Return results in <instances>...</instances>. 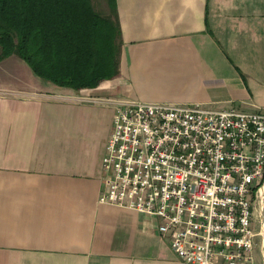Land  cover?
Returning a JSON list of instances; mask_svg holds the SVG:
<instances>
[{"label":"crops","instance_id":"obj_1","mask_svg":"<svg viewBox=\"0 0 264 264\" xmlns=\"http://www.w3.org/2000/svg\"><path fill=\"white\" fill-rule=\"evenodd\" d=\"M116 4L117 76L73 88L0 62V264H185L157 219L99 202L116 106L264 112V0Z\"/></svg>","mask_w":264,"mask_h":264},{"label":"built area","instance_id":"obj_2","mask_svg":"<svg viewBox=\"0 0 264 264\" xmlns=\"http://www.w3.org/2000/svg\"><path fill=\"white\" fill-rule=\"evenodd\" d=\"M103 168L99 202L157 219L183 263L254 264L264 112L120 102Z\"/></svg>","mask_w":264,"mask_h":264},{"label":"trees","instance_id":"obj_3","mask_svg":"<svg viewBox=\"0 0 264 264\" xmlns=\"http://www.w3.org/2000/svg\"><path fill=\"white\" fill-rule=\"evenodd\" d=\"M109 14L92 0H0V61L17 54L45 80L93 87L119 73L116 0Z\"/></svg>","mask_w":264,"mask_h":264},{"label":"rangeland","instance_id":"obj_4","mask_svg":"<svg viewBox=\"0 0 264 264\" xmlns=\"http://www.w3.org/2000/svg\"><path fill=\"white\" fill-rule=\"evenodd\" d=\"M96 8L100 9L101 13H104L103 0H92ZM106 2V0H105ZM99 11V12H100ZM106 3H105V15H107ZM102 13V14H103ZM4 60V59H3ZM1 60V61H3ZM0 61V62H1ZM264 185V184H263ZM257 190V195L254 197V215H253V228H254V248L252 254L254 257V264H264V206L261 204L260 187Z\"/></svg>","mask_w":264,"mask_h":264},{"label":"bare ground","instance_id":"obj_5","mask_svg":"<svg viewBox=\"0 0 264 264\" xmlns=\"http://www.w3.org/2000/svg\"><path fill=\"white\" fill-rule=\"evenodd\" d=\"M261 193V204L264 206V185L260 189Z\"/></svg>","mask_w":264,"mask_h":264}]
</instances>
